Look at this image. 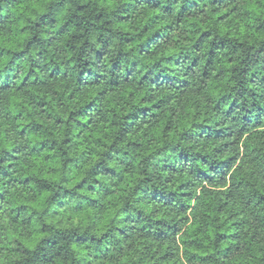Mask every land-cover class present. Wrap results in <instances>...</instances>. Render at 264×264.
Listing matches in <instances>:
<instances>
[{
  "label": "clouds",
  "instance_id": "1",
  "mask_svg": "<svg viewBox=\"0 0 264 264\" xmlns=\"http://www.w3.org/2000/svg\"><path fill=\"white\" fill-rule=\"evenodd\" d=\"M0 264H264V0H0Z\"/></svg>",
  "mask_w": 264,
  "mask_h": 264
}]
</instances>
